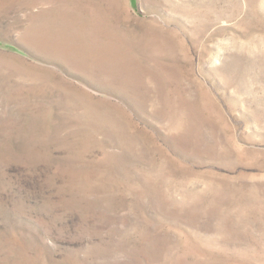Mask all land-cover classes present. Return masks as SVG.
Listing matches in <instances>:
<instances>
[{
	"label": "rangeland",
	"instance_id": "rangeland-1",
	"mask_svg": "<svg viewBox=\"0 0 264 264\" xmlns=\"http://www.w3.org/2000/svg\"><path fill=\"white\" fill-rule=\"evenodd\" d=\"M0 264H264V0H0Z\"/></svg>",
	"mask_w": 264,
	"mask_h": 264
}]
</instances>
